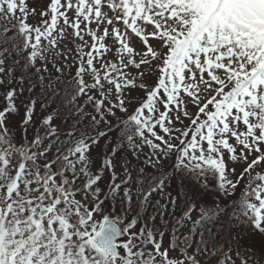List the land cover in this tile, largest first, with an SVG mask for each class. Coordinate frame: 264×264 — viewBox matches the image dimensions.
<instances>
[{"label":"snow or ice","instance_id":"1","mask_svg":"<svg viewBox=\"0 0 264 264\" xmlns=\"http://www.w3.org/2000/svg\"><path fill=\"white\" fill-rule=\"evenodd\" d=\"M0 264H264V0H0Z\"/></svg>","mask_w":264,"mask_h":264}]
</instances>
